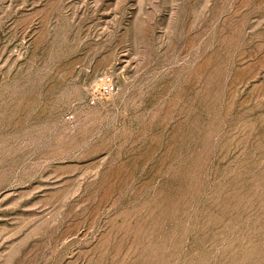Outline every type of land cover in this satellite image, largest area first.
Instances as JSON below:
<instances>
[{"label":"rangeland","instance_id":"obj_1","mask_svg":"<svg viewBox=\"0 0 264 264\" xmlns=\"http://www.w3.org/2000/svg\"><path fill=\"white\" fill-rule=\"evenodd\" d=\"M0 264H264V0H0Z\"/></svg>","mask_w":264,"mask_h":264},{"label":"built area","instance_id":"obj_2","mask_svg":"<svg viewBox=\"0 0 264 264\" xmlns=\"http://www.w3.org/2000/svg\"><path fill=\"white\" fill-rule=\"evenodd\" d=\"M100 87V91L103 95H111L116 91L115 84L110 75L103 74L100 75L97 79Z\"/></svg>","mask_w":264,"mask_h":264}]
</instances>
